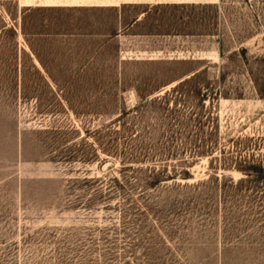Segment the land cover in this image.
<instances>
[{"label":"rangeland","instance_id":"rangeland-1","mask_svg":"<svg viewBox=\"0 0 264 264\" xmlns=\"http://www.w3.org/2000/svg\"><path fill=\"white\" fill-rule=\"evenodd\" d=\"M101 1L0 0V264H264V0Z\"/></svg>","mask_w":264,"mask_h":264},{"label":"crops","instance_id":"crops-1","mask_svg":"<svg viewBox=\"0 0 264 264\" xmlns=\"http://www.w3.org/2000/svg\"><path fill=\"white\" fill-rule=\"evenodd\" d=\"M20 6H87V5H109L111 2L103 3L101 0H18ZM181 2V1H175ZM183 2V1H182Z\"/></svg>","mask_w":264,"mask_h":264}]
</instances>
